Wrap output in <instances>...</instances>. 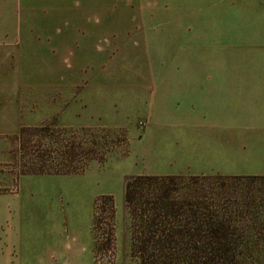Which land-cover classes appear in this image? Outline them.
Here are the masks:
<instances>
[{"label": "rangeland", "instance_id": "rangeland-1", "mask_svg": "<svg viewBox=\"0 0 264 264\" xmlns=\"http://www.w3.org/2000/svg\"><path fill=\"white\" fill-rule=\"evenodd\" d=\"M51 3H67L80 9L78 21L74 18L76 13L71 11L67 13V21L63 16L51 24L64 26L69 37L77 38L78 43L73 42L77 56L68 65L66 80L75 82L78 99L74 102L73 118L83 125L45 122L38 133L31 131L27 150L33 153V147L39 145L38 140L45 133L50 138L41 142L44 145L41 148L47 149L52 142L60 148L67 140L78 145L97 137V141L107 142L105 150L97 148L101 153L107 151V160L91 161L80 174L27 175L17 185L19 159H28L29 154L20 150L16 136L0 137V175L5 179L0 182V194L14 191L17 186L15 194L0 196V200L18 201L23 220L24 238L20 252L15 253V261L20 264H140L132 252V224L124 200L125 179L137 175H171L175 170V142L169 113L173 92L169 85L154 96L157 86L154 75L158 70L172 69L173 50L180 70L190 69L188 64L184 65V56L194 60L195 68H218L212 61L214 58L209 62L206 53L209 41L202 38L210 31L201 28L203 23H190L189 19L194 13L203 18L208 2L51 0ZM174 18L178 19L176 23ZM39 38L33 45L34 50L49 53L53 44L43 36ZM53 56L63 57L62 54ZM39 58L33 64L37 74L43 73L47 64ZM163 93L168 94L163 96ZM35 103L37 108L43 107V96L36 95ZM148 115L160 118L158 122L154 120L150 132L145 134L140 121H145ZM38 116L44 115L39 112ZM125 131L127 145L121 140L120 132ZM254 169L264 170V158ZM174 185V195L182 187L187 189V185L196 188L212 185L216 194L207 192L209 200L219 197L224 201L247 199L260 203L264 192V184L256 179L195 181L185 178ZM103 197L113 199L115 214L110 203L104 208L99 206V226L94 231L95 201ZM0 209H3L1 201Z\"/></svg>", "mask_w": 264, "mask_h": 264}, {"label": "crops", "instance_id": "crops-1", "mask_svg": "<svg viewBox=\"0 0 264 264\" xmlns=\"http://www.w3.org/2000/svg\"><path fill=\"white\" fill-rule=\"evenodd\" d=\"M207 2L203 18L196 13L187 16L190 23H203L201 28L210 31L202 38L209 41V62L214 58L218 68H195L194 60L184 56L190 69L180 70L173 50L172 69L154 75V96L169 85L173 92L169 113L175 170L171 175H264V170L254 169L264 158V0ZM78 10L51 0H0V137L14 138L21 128L45 122L83 125L73 118L78 99L75 82L66 80L68 65L77 56L73 46L77 38L69 37L64 26L51 24L63 16L67 21L71 11L78 21ZM42 36L53 44L46 54L33 47ZM37 56L47 63L40 74L34 71ZM38 94L44 99L40 108L35 103ZM145 118L142 130L148 134L160 117ZM27 175L38 174L18 176L17 185ZM3 179L0 175L1 183ZM16 190L17 186L0 196ZM0 201V264H20L15 261L24 238L20 206L15 199Z\"/></svg>", "mask_w": 264, "mask_h": 264}, {"label": "trees", "instance_id": "trees-1", "mask_svg": "<svg viewBox=\"0 0 264 264\" xmlns=\"http://www.w3.org/2000/svg\"><path fill=\"white\" fill-rule=\"evenodd\" d=\"M39 127H34L36 132L23 127L17 136L20 150L29 154L28 159H19L18 176L80 174L87 170L91 161L104 163L107 160V151L99 152V149L105 150L107 142L101 143L97 137L78 145L67 140L60 148L54 147L52 142L47 149L41 148L44 146L41 142L50 138L44 132L39 136V145L33 147V153L29 152V135L31 131L38 133ZM93 132L91 130L90 135ZM120 133L122 143L127 145V132ZM185 178L195 181L256 179L264 184V175L127 177L124 200L132 224V252L140 259V264H264V192L260 203L247 199L224 201L219 197L209 200L207 192L216 194L212 185H202L208 190L187 185V189L182 187L174 195V184ZM108 203L114 215L111 197L95 201L94 231L99 226L97 208H104Z\"/></svg>", "mask_w": 264, "mask_h": 264}, {"label": "built area", "instance_id": "built-area-1", "mask_svg": "<svg viewBox=\"0 0 264 264\" xmlns=\"http://www.w3.org/2000/svg\"><path fill=\"white\" fill-rule=\"evenodd\" d=\"M140 124H141L142 127L146 126V122L145 121H140Z\"/></svg>", "mask_w": 264, "mask_h": 264}]
</instances>
